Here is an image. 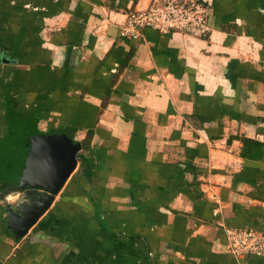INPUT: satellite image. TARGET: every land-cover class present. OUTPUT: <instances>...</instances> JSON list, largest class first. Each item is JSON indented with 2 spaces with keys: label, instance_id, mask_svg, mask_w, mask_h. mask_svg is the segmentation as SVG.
<instances>
[{
  "label": "crops",
  "instance_id": "obj_1",
  "mask_svg": "<svg viewBox=\"0 0 264 264\" xmlns=\"http://www.w3.org/2000/svg\"><path fill=\"white\" fill-rule=\"evenodd\" d=\"M207 1V36L131 39L150 0H0V139L14 113L82 145L20 239L0 198V264H264L227 244L264 229V0Z\"/></svg>",
  "mask_w": 264,
  "mask_h": 264
},
{
  "label": "water",
  "instance_id": "obj_2",
  "mask_svg": "<svg viewBox=\"0 0 264 264\" xmlns=\"http://www.w3.org/2000/svg\"><path fill=\"white\" fill-rule=\"evenodd\" d=\"M8 124L0 139V197L20 193L4 206L5 226L20 239L75 169L82 145L64 131H40L34 118L12 113Z\"/></svg>",
  "mask_w": 264,
  "mask_h": 264
},
{
  "label": "built area",
  "instance_id": "obj_3",
  "mask_svg": "<svg viewBox=\"0 0 264 264\" xmlns=\"http://www.w3.org/2000/svg\"><path fill=\"white\" fill-rule=\"evenodd\" d=\"M210 9L207 0H150L145 8L127 12L120 32L126 38L138 39L142 37L143 28L150 27L164 34L180 32L205 37L210 32L207 23ZM227 244L235 255L264 257V229L229 228Z\"/></svg>",
  "mask_w": 264,
  "mask_h": 264
},
{
  "label": "rangeland",
  "instance_id": "obj_4",
  "mask_svg": "<svg viewBox=\"0 0 264 264\" xmlns=\"http://www.w3.org/2000/svg\"><path fill=\"white\" fill-rule=\"evenodd\" d=\"M4 198V196L3 197H1V200ZM20 198V197H19ZM13 200H15V198H13ZM18 200V199H17ZM17 200H15V201H13V202H16ZM4 201V199L2 200V202ZM12 202V203H13Z\"/></svg>",
  "mask_w": 264,
  "mask_h": 264
},
{
  "label": "trees",
  "instance_id": "obj_5",
  "mask_svg": "<svg viewBox=\"0 0 264 264\" xmlns=\"http://www.w3.org/2000/svg\"><path fill=\"white\" fill-rule=\"evenodd\" d=\"M1 197H3V196H1ZM1 197H0V198H1Z\"/></svg>",
  "mask_w": 264,
  "mask_h": 264
}]
</instances>
